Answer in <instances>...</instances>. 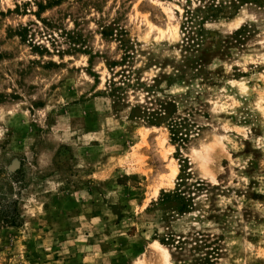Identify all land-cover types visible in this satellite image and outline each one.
Listing matches in <instances>:
<instances>
[{"label": "rangeland", "instance_id": "1", "mask_svg": "<svg viewBox=\"0 0 264 264\" xmlns=\"http://www.w3.org/2000/svg\"><path fill=\"white\" fill-rule=\"evenodd\" d=\"M189 1L0 0V264H264V9Z\"/></svg>", "mask_w": 264, "mask_h": 264}, {"label": "trees", "instance_id": "2", "mask_svg": "<svg viewBox=\"0 0 264 264\" xmlns=\"http://www.w3.org/2000/svg\"><path fill=\"white\" fill-rule=\"evenodd\" d=\"M188 2H191L189 0H187ZM202 3L205 2L206 5L202 6V7H195V9H191L190 7L188 9L185 10V21L182 25V30H187V26L191 28L194 27V22H197V17L198 14L201 12H210L212 14H214L215 12H220V7L215 5L214 0H209L208 2H206L205 0H199ZM234 2H243L244 0H233ZM250 3L254 4L256 7H259L260 9H264V0H250ZM234 5H236V3H234ZM222 7V6H221ZM245 28H241L240 30H238L234 35L235 36H241L244 32H245ZM189 39H192L190 34H189ZM194 40V37H193ZM127 55L124 56L122 58V60L118 63L120 66H122V63L126 60ZM117 65V64H116ZM116 76H120V80H116L115 77ZM140 85H144L142 83H138L136 81L132 82V79H130L129 75L126 76L124 74V71H116L114 74V77L109 81V90L111 93H113L114 95H117V97H121V95L128 89V88H134V87H138ZM148 88H152V86H149ZM157 106L156 108H149L148 106H135L133 108V111L135 112H139L141 118L146 119L147 122L150 125H157L160 118H162L163 116H166V118L168 117V120L170 122V127L172 130V133L174 135L175 140H182L183 138L179 135L180 133H182L183 130L188 128L189 123H187V119H174L173 117H170V104L168 102L165 101H160L157 100ZM141 111V113H140ZM175 197V198H180L181 199V194L178 193H168L166 195V198H170V197ZM183 206H180L177 208V211H183ZM9 219V218H8ZM9 222V221H8Z\"/></svg>", "mask_w": 264, "mask_h": 264}, {"label": "bare ground", "instance_id": "3", "mask_svg": "<svg viewBox=\"0 0 264 264\" xmlns=\"http://www.w3.org/2000/svg\"><path fill=\"white\" fill-rule=\"evenodd\" d=\"M179 171L178 169L175 167L171 168V176L172 178L174 179L177 175H178ZM172 179V180H173ZM171 181V180H170ZM155 251L159 252V254L161 256H163L162 259H168L169 258V253H168V250L162 246L160 243L156 242L154 245H153ZM139 264H143V263H139Z\"/></svg>", "mask_w": 264, "mask_h": 264}]
</instances>
